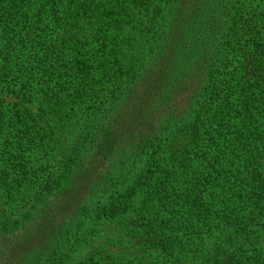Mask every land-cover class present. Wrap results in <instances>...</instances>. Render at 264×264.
<instances>
[{
	"label": "trees",
	"instance_id": "obj_1",
	"mask_svg": "<svg viewBox=\"0 0 264 264\" xmlns=\"http://www.w3.org/2000/svg\"><path fill=\"white\" fill-rule=\"evenodd\" d=\"M263 1L0 0V157L17 166L20 175L27 174L21 163L23 155L28 149L47 146L53 134L40 127L41 119L22 106L24 96L32 99L39 92L44 107L65 92H69L68 98L81 99L86 96L91 68L95 67L103 76L113 77L115 83L105 95L106 103L87 115L106 113L101 118L106 122L102 129H108L96 136L89 128L84 129L81 146L90 142L106 153V147L116 143L118 153H123L120 158L130 162L143 145L150 144L155 153V142L159 145L162 137L169 142L180 131H195L198 124H207L213 146L212 155L205 157L210 171L202 181H192L203 189L212 182L238 187V191L229 188L225 192L229 195H211L212 207L214 203L220 205L219 213L213 209L209 213L203 194H194V183L192 190L179 196L192 220L196 215L209 219L215 214L224 221L230 233L220 245L205 247L200 243L196 252L187 251L189 243L177 248L164 227L158 229L150 220L132 234L137 245L166 255L174 264H264V133L259 128L264 125V81L260 80L264 76V43L259 45L258 38L253 37L264 23ZM245 35L251 41L243 61L249 67V80L229 81L226 63L234 51L244 49L246 44L243 47L240 41ZM66 46L71 48L73 62L65 72L67 79L61 82L60 77L57 81L48 77L44 81L45 74L37 76L38 65H48L44 71L52 72L51 56H61ZM71 80L73 89L69 91ZM221 84L227 85V95L238 85L240 90L239 109L234 108L235 114L227 119L219 116L218 109L211 113L208 102L204 103L205 93L211 92L212 105L231 104L222 95ZM3 95L14 96L18 104L5 107ZM177 96L184 100L181 112ZM114 120L116 133L110 129ZM171 157L173 171L187 172L190 159L181 147ZM226 157L227 166H221ZM8 170L6 167L5 173ZM150 174L155 186L158 178L154 171ZM166 178H172L171 172L162 180ZM7 181L0 175V190L4 191ZM16 181L12 191L8 187L11 199L4 204L8 206L18 197L24 203L14 219L7 220L0 213V246H16L9 249L14 264H58L68 245L69 228L79 220L83 207L80 212L69 209L66 196L49 200L51 195L45 190L27 194V188ZM56 184L51 182L50 186ZM157 186L156 192L171 204L176 194L169 193L163 184ZM152 189L150 194L155 196ZM120 196L118 192L116 205L121 203ZM146 208L150 212V207L142 210ZM17 229L28 233L20 238ZM24 239L36 244L21 254L17 243ZM187 255L191 260L187 261Z\"/></svg>",
	"mask_w": 264,
	"mask_h": 264
},
{
	"label": "rangeland",
	"instance_id": "obj_2",
	"mask_svg": "<svg viewBox=\"0 0 264 264\" xmlns=\"http://www.w3.org/2000/svg\"><path fill=\"white\" fill-rule=\"evenodd\" d=\"M253 37L258 38L259 45L264 43V23L258 27V34H254ZM240 42L243 47L246 44L244 49L234 51L231 55L233 58L226 63V71L230 73L227 76L229 81H239L241 78L249 80V67H246L243 61L251 50L249 48L251 41H249V36L245 35ZM237 47L239 48V45ZM71 57V48L66 46L62 49L61 56H56V54L51 56L49 65L52 72L44 71L48 65H38L35 73L37 76L45 74V77L42 78L44 81L48 77L57 81L60 77L61 82H64L67 79L66 70L73 65V62L70 61ZM95 69V67L91 68L86 96L82 95V100L78 97L68 98L69 92L64 91L65 95L54 96L49 104L46 102V107H44L45 101L41 99L39 92L32 99L24 96L22 106L36 118L41 119L43 125L40 127H44L48 134V131L53 134V141L45 147L28 149L27 153L23 155L24 162L21 163H23L27 174L20 175L21 171L17 169V166L13 167L14 164L12 165L7 159L0 157V169L4 168V173L0 175L6 176L8 179L4 191L0 190V213L10 220L21 212L20 208L24 202L19 197L16 198V201L11 202V204L13 203L12 208H9L11 204L8 206L4 204L5 201H10L11 198L7 194L8 187H11L10 191H12L15 185H18L16 180L21 181L22 188L24 186L27 188L25 191L27 194L45 190L51 195L49 200H55L57 197L61 199L63 195L66 196V205L69 206V209L80 212L79 208L83 207L81 217L69 228L68 245L66 250L62 248L64 254L60 255L58 264H174L165 257L166 255L137 245L136 238L132 234L136 230L143 229L149 220L150 224L158 229L161 226L164 227L167 235L173 237L177 248L184 247V244L189 243V246L185 247L187 251L196 252L200 243L205 247L223 243V239L230 233L224 221H221L215 214H211L209 219H203L196 215V220H192L193 215L184 212L182 206L184 201L179 197L182 192L192 190L191 183H194L193 192L194 194H203L204 201L209 204V213L211 209L219 213L220 205L214 203L212 207L211 195L219 197L229 195L225 194L229 188L238 191V187L233 186V183L217 185L216 182H212V184H207L206 189H203L192 181V179H201L202 181L210 171L205 160V157H210V154L213 153L211 152L213 146L208 131L209 126L198 124L195 131H180L173 135L169 142L164 141L162 137L159 145L157 141L155 142L157 146L155 153L150 144L143 145L140 151L132 156L130 162L120 158L123 153H118L116 143L109 144L106 147V153H101V148H94L90 142L81 146L80 134L84 129L89 128L95 136L107 133L108 129V127L105 130L102 129L106 122L101 118L106 113L100 116L98 112L87 115L90 114L91 109L93 112L96 107L106 103L108 98L105 95L108 90L114 89V78L103 76L102 72L95 71ZM252 78L257 79L254 76ZM260 80L264 81V76ZM73 82L74 80L68 81L70 83L69 91L73 89ZM226 88V84H221L222 95L225 98L228 97L227 99L231 101L230 105L223 107V102L221 107L212 105L209 102L213 97L211 92L205 93L204 103L208 102L207 107L209 111L212 110L211 113L218 109L220 110L219 116L227 119L229 115L235 114L234 108L239 109L240 90H238V85L227 95ZM3 97L4 106L8 104V107L12 108L14 103L18 104L14 96L3 95ZM179 97L177 96L176 100L179 102L178 110L181 112L184 110L185 104L184 100ZM165 115L168 116L167 110H165ZM91 116L96 118L92 120ZM161 117L167 119L163 115ZM99 118L100 120H98ZM114 122L110 124V129L116 133L114 130L116 120ZM259 128L264 133L263 123L259 125ZM177 147H181V150L190 159L189 168L185 173L181 170L173 171L171 169V164L174 163L171 154ZM228 158L226 157L222 161L221 166L225 164L227 166ZM152 159H155V162ZM6 167H9V170L5 173ZM151 171H154L155 177L158 178L156 182L154 181L155 186H152L153 183L150 180ZM168 172H171L172 178H166V181H163V177ZM51 182L58 183L57 187L50 186ZM162 184L169 193L176 194V198H173L171 204H168L166 202L168 200H164L160 196L161 194L156 192L157 185ZM150 188L155 189H152L155 196L150 194ZM118 192L121 195L118 198L121 199V203L116 205ZM149 194L153 197V201L150 200ZM208 204H206L207 207ZM14 206L15 209H13ZM144 207H150V212L148 208L142 210ZM188 208L194 209L190 206ZM58 217H61L60 214ZM164 224L169 226L165 227ZM81 226L83 230H81ZM24 232L28 233L27 230H16L20 238L22 236L24 238ZM8 243L15 242L9 240ZM17 244L22 254L35 247L36 243L32 239H24ZM12 247L16 246H0V264L15 263L9 255V249ZM21 254L19 253V255ZM186 257L187 261L192 258L190 255Z\"/></svg>",
	"mask_w": 264,
	"mask_h": 264
}]
</instances>
